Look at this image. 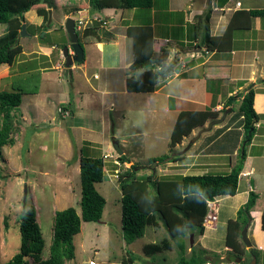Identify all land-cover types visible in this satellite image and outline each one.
I'll return each mask as SVG.
<instances>
[{"label": "rangeland", "instance_id": "374dc122", "mask_svg": "<svg viewBox=\"0 0 264 264\" xmlns=\"http://www.w3.org/2000/svg\"><path fill=\"white\" fill-rule=\"evenodd\" d=\"M85 1L49 0V6L40 5L26 15L30 21L36 9L47 8L49 20L51 16V22L48 20L47 25L51 26L53 32L49 37L57 46L49 58L51 61L43 57L41 54L44 53L38 49L42 45L39 39L41 31L34 38L30 34L21 36L20 31L18 42L23 47V53L17 57L13 66L0 67V91H11L12 84L19 78L40 74L36 81H31L27 86L31 94L23 96L16 143L4 148L0 155V264H5L18 252V221L29 208L36 209L37 222L45 241L43 259L49 257L55 213L73 207L81 215V155L103 158L107 168L106 179L96 184V189L105 198L106 205L100 222H82L81 231L74 240L75 259L66 264H90L91 261L95 264H127L131 254L136 258L135 264H179L180 241L186 246V259L193 253L198 255L205 247L219 252L206 250L207 257L211 258L207 263L216 264L221 256L233 255L224 250L227 224L222 222L228 217L231 220L236 218L234 208L246 197L243 182L238 197H221L216 201L219 227L214 231L207 229L197 245L195 241L201 236L199 232H194L191 246L192 234L189 233L180 241L174 240L162 223L156 227H147L144 236L132 243L125 236L121 226L122 192L119 176L133 165H137V178L153 175L157 180L171 178L188 168L186 165L162 161L163 158H175L177 152L172 150V146L169 147L176 116L164 111L169 104L163 95L167 91L175 93L182 86L178 82L173 83L170 86L173 88L164 90L149 105V100H146L148 96L144 95L147 93L131 94L126 91V70L107 71L105 67L100 68L96 64V53L90 58L85 70L71 71L65 63L58 70L49 69L58 63L60 53L64 56L63 50L70 44L65 32V13L72 16L73 8L80 7ZM247 4L253 9H264V0H251ZM81 20L83 28L90 25H85L86 20L83 18ZM61 23L63 30L60 28ZM83 28L80 31L82 46ZM5 29V26H0V35L6 32ZM128 56L130 60V54ZM161 64L159 61L158 65ZM39 68H44L46 73L38 71ZM139 71L131 69L129 76L137 77ZM155 72L158 73V70ZM168 72L170 69L166 70V74ZM94 74H98L97 79H94ZM184 120L185 124L180 126L179 132H183L184 127L190 123L189 118ZM209 126L210 123H207L188 135L190 144L197 141L200 143L209 133L201 130ZM116 141L119 142L122 154L115 149ZM121 156H125L127 161L121 162ZM195 172L198 173L190 170V173ZM255 186L259 189L262 185ZM261 193H264V186L261 187ZM247 198L249 200V196ZM260 206L264 208V198ZM166 240L170 241V249L151 256L145 255L146 245L162 244ZM240 241L244 248L241 251V257L246 261L244 264H252L253 257L259 261V253L254 252L255 256H252V248L246 251L242 238Z\"/></svg>", "mask_w": 264, "mask_h": 264}, {"label": "crops", "instance_id": "0c3cea01", "mask_svg": "<svg viewBox=\"0 0 264 264\" xmlns=\"http://www.w3.org/2000/svg\"><path fill=\"white\" fill-rule=\"evenodd\" d=\"M248 1L251 0H154L150 9L106 8L95 11L91 9L89 0H86L81 3L80 7L73 8L72 15L79 13L86 20V25L96 24L104 34H100L101 40L96 41H88L85 37L83 38L85 61L82 64H74L70 70H85L88 68L90 58L96 53L98 57L96 64L100 68L105 67L104 69L107 71L122 69L127 71L126 79H124L127 91V79L130 77L129 72L133 60V43L132 39L127 37V29L133 26H150L153 31L154 57L163 63L160 66L155 65V69L159 71L163 67L164 70L170 69V72L165 74L162 79H158L154 93L144 94L148 96L146 98L149 100L148 104L150 105L154 98L164 90L173 88L170 87L173 83L178 82L182 86L181 89L176 90L175 93L167 91L163 95L169 104L165 106L164 111L176 116L174 128L182 114H212V117H209L202 125L210 123L208 129L201 130V132L208 131L209 133L200 143L197 141L191 145L187 135L179 139L172 147L173 151H177L176 157L169 159L168 163L186 165L188 168L171 178L228 174L239 162L241 155L245 154L238 193L233 198L240 195L242 182L245 184L246 197L236 205L233 214L237 217L238 210L247 203V196L251 192L257 195L256 204L251 211L248 236L252 243V249L259 253V261L257 260L256 264H264V230L262 228L264 208L260 206L264 198V193H261V187L264 186V84L259 82L264 80V22L262 18L249 17L246 14L249 10H253L247 4ZM65 14L64 19L67 21L70 15ZM44 20V17L39 16L37 11L30 21L26 17L27 25L37 28L43 25ZM60 28H63L62 23ZM229 31L230 36H227ZM65 32L67 33L66 30ZM37 33L31 35L32 38ZM46 33L49 37V34L53 32L49 29ZM207 34L212 38L220 39L216 48L208 49L203 44L202 40ZM42 36H45V33ZM52 43L54 46L42 44L38 47L39 51L44 53L41 54L43 57L49 59L57 48L54 41ZM67 46L69 47L70 44ZM70 54H74L72 49H70ZM128 54H130V60ZM59 55L58 63L49 69L58 70L65 63L62 53ZM49 60L51 61V59ZM44 70V68H39L38 71L46 73ZM141 73L142 70L139 71V75ZM97 78L98 74H94V79ZM249 84H253L256 90L254 109L260 116V120L256 124L253 139L249 144L244 145L242 144L243 128H240L243 130L240 140L237 132L232 133L230 130L237 124V121H233V116L239 110L242 100L240 96L246 92ZM231 96H238L237 101H228ZM171 100L174 102L173 106ZM200 127L193 128L189 135ZM223 128L226 131L217 136V133ZM200 135L201 133L198 138ZM170 137L169 147L171 148L172 136ZM209 139L212 140L209 141ZM104 157L107 158L108 155H104ZM115 163L118 165L117 161ZM191 169L198 173H190ZM106 171L105 165V173ZM255 184L262 186L257 189ZM229 220L231 217L222 223L225 225ZM218 223L215 228L208 230L218 229ZM206 231L207 229H205ZM204 234L199 239L196 238V245L200 239L204 238ZM193 236L195 235H190V239H193ZM225 240H223L224 243ZM204 249L216 252L206 247ZM224 250L228 253L231 252V249L226 247V243ZM246 251H249L247 247ZM219 260L216 264H244L246 262L244 258L237 260L233 255L228 254L221 256Z\"/></svg>", "mask_w": 264, "mask_h": 264}, {"label": "trees", "instance_id": "16d2710c", "mask_svg": "<svg viewBox=\"0 0 264 264\" xmlns=\"http://www.w3.org/2000/svg\"><path fill=\"white\" fill-rule=\"evenodd\" d=\"M50 5L49 0H0V26H5V33L0 35V67L13 66L17 57L23 53V47L18 42V36L26 24V32L35 35L36 32H47L51 26L47 25L49 20L47 8L36 9L39 16L44 17L41 27L27 25L26 14L40 5ZM92 10L101 11L106 8L113 9H150L154 0H89ZM50 8V7H49ZM78 11V10H76ZM75 14V13H74ZM249 17H259L264 20V9H253L246 12ZM32 31V33H31ZM99 31V33H98ZM18 33V34H17ZM39 39L43 45L54 46L48 34ZM101 29L96 24L87 27L82 33L88 41L101 40ZM79 39L82 37L78 31ZM230 36V31L227 32ZM127 37L132 39L133 60L132 70H142L138 77L131 76L127 79V91L130 93L152 94L156 91L160 76L166 74L162 68L154 71L159 60L155 59L153 53V31L150 26L128 27ZM203 44L208 49L216 48L219 38H212L209 34L203 38ZM85 59L82 63H84ZM81 63V64H82ZM40 74H31L19 78L11 86V91H0V155L6 147L15 145V135L18 132L19 112L23 103V96L31 94L27 86L31 81H36ZM264 84V80L259 81ZM37 93L33 92L32 94ZM256 90L251 84L242 98L239 110L233 116L237 124L231 129L237 132L240 140L244 130L242 144L251 142L256 132V124L260 116L254 109ZM238 96H231L228 101H234ZM21 113V112H20ZM212 117L209 113L182 114L174 128L171 140L173 147L179 139L189 135L193 128L202 126L204 122ZM185 118H189V125L185 126L183 132L180 126H184ZM243 130H240V128ZM179 130V131H178ZM226 131L221 129L218 134ZM215 138V137H213ZM212 139H209L211 141ZM235 147V146H234ZM242 154V153H241ZM121 162L127 161L125 156L119 157ZM245 154L241 155L239 162L228 174H206L179 176L157 180L153 175L137 178L136 167L131 166L119 176L118 182L122 192V229L129 242H133L144 236L147 227H156L160 223L164 225L170 237L174 240H182L189 233L195 231L203 235L205 228L203 221L208 213L207 201H214L221 197H233L239 189V178ZM163 158L162 161H168ZM156 161V159H154ZM80 177L82 187L81 215L73 207L63 211H57L54 217L53 240L49 250V257L42 258L45 241L41 228L37 222V213L34 207L29 208L21 215L18 221V232L20 246L18 252L5 264H66L75 259V236L81 231L82 222H100L102 220L105 198L97 191L96 184L106 179L105 163L102 157L93 158L81 155ZM257 195L251 192L249 200L237 212L235 220L227 223L226 247L231 249V254L237 260H242L243 248L242 231L251 220V211L256 204ZM262 228L264 230V213L262 215ZM195 235V234H194ZM180 250L179 264H205L209 261L206 250L193 253L186 259V246L183 241L178 243ZM170 249V241L162 244H149L144 247L146 256L161 253ZM252 256L255 250L251 249ZM255 252V253H254ZM130 253H128L129 255ZM127 264H135L136 258L131 254ZM216 262V260H214Z\"/></svg>", "mask_w": 264, "mask_h": 264}, {"label": "water", "instance_id": "95a60500", "mask_svg": "<svg viewBox=\"0 0 264 264\" xmlns=\"http://www.w3.org/2000/svg\"><path fill=\"white\" fill-rule=\"evenodd\" d=\"M50 15H51V11H50ZM82 16L79 13H75L72 16H70L65 24V28L66 31L68 33L69 36V41H70V46L65 47L63 50V54H64V59H65V66L69 69L72 68V66L75 63H82L83 60L85 59V50L84 47L82 46V44L80 43V39H79V35L76 29V21L81 19ZM51 22V16H50V20ZM50 24V23H49ZM29 35L26 32V24H23L22 26V31H21V36H27ZM70 49L73 50L74 54H70ZM114 146L115 149L117 150L118 153L122 154V150L120 149L119 146V142H114ZM140 167H138L137 169H139ZM248 229H249V224L247 226H245V228L242 231V240L244 242V244L246 245V247L248 249L252 248V243L250 241V238L248 236ZM191 245H193V239L191 238ZM257 260L255 259V257H253V262L252 264H256Z\"/></svg>", "mask_w": 264, "mask_h": 264}, {"label": "built area", "instance_id": "2783aa9c", "mask_svg": "<svg viewBox=\"0 0 264 264\" xmlns=\"http://www.w3.org/2000/svg\"><path fill=\"white\" fill-rule=\"evenodd\" d=\"M83 25H84V23H83V21L81 19L77 21L78 30L81 31L82 28H83ZM84 27H86V26H84ZM66 115H68V113H66ZM117 174H116V177H117ZM207 207H208V213H207V215L204 218L203 227L205 229L215 228L217 223H218V220H219V217H218V206H217L216 200L207 201ZM90 264H95V263L91 262Z\"/></svg>", "mask_w": 264, "mask_h": 264}, {"label": "clouds", "instance_id": "9594fccd", "mask_svg": "<svg viewBox=\"0 0 264 264\" xmlns=\"http://www.w3.org/2000/svg\"><path fill=\"white\" fill-rule=\"evenodd\" d=\"M80 20V19H79ZM78 21V20H77ZM77 21H76V29H77V32L78 31H80V30H78V28H77ZM83 32H84V30H83ZM215 200H217V199H215Z\"/></svg>", "mask_w": 264, "mask_h": 264}]
</instances>
